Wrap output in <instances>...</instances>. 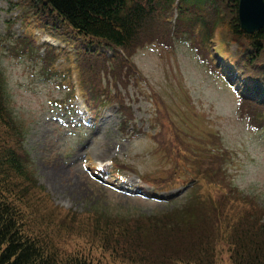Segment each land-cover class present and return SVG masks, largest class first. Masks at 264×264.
Here are the masks:
<instances>
[{"label":"trees","instance_id":"obj_1","mask_svg":"<svg viewBox=\"0 0 264 264\" xmlns=\"http://www.w3.org/2000/svg\"><path fill=\"white\" fill-rule=\"evenodd\" d=\"M25 1L47 32L75 46L77 81L88 107L96 110L94 104L119 102L124 134L136 129L134 125L127 131L134 115L120 89L138 72L131 57L147 43L167 41L184 18L186 25L206 26L209 39L215 29L212 26L221 23L225 48L232 42L238 44L233 59L236 71L229 83L241 96V108L248 106L259 114V120L264 119V26L251 34L242 30L238 0H180V17L175 25L167 17L175 0L16 2ZM195 4L202 13L191 15L188 9ZM102 47L111 49L112 57H107ZM51 54L48 50L46 57H54ZM220 70L228 75V69L221 66ZM261 122L264 126V120ZM159 124L164 127L161 121ZM171 126L168 123L166 130ZM26 132L10 106L0 69V264H264V221L254 208V200L239 194L235 187L226 192L217 188L223 196L214 197L208 214L193 209V191L186 202L176 204L174 200L171 208L150 212L102 202L84 210H62L39 182L25 144ZM170 137H166L168 150L164 154L172 166L165 184H171L173 174H180L183 165L193 169L203 185L208 184L210 176H218L210 172L212 167L200 168L207 159L205 146L186 144L181 134L180 143ZM195 140L205 144L203 139ZM224 154L226 151L215 157L225 159ZM209 182L221 183L214 179ZM201 193L208 195L205 185ZM230 196L237 197L235 205L229 203ZM206 219H211L209 224ZM71 236L76 239L68 245L66 240ZM219 254L225 256L223 263Z\"/></svg>","mask_w":264,"mask_h":264},{"label":"rangeland","instance_id":"obj_2","mask_svg":"<svg viewBox=\"0 0 264 264\" xmlns=\"http://www.w3.org/2000/svg\"><path fill=\"white\" fill-rule=\"evenodd\" d=\"M29 7L27 1L22 4L16 0H0V69L10 106L25 125V144L34 160L39 182L47 188L57 207L75 211L102 202L150 212L171 208L170 202L174 200L176 204L186 202L188 193L193 191L191 197L201 201L195 200L193 209L208 214L209 203H213L214 197L223 196L217 188L226 192L233 186L239 194L254 200L257 205L254 208L264 221V129L256 126L264 119L259 120V114L248 106L239 109L234 91L219 74L211 72L197 59L195 51V44L200 45L202 58L208 63L218 61L215 56L218 52L224 55V51L230 61L237 57L234 50L238 44L232 42L230 49L225 48L221 23L212 26L215 29L208 40L210 45L199 44L198 25L195 24V30L194 24L186 25L180 21L166 45L163 43L165 46L154 44L136 51L131 61L138 72L120 88L133 110L136 129L124 134L116 103L94 104L98 118L90 123H85V113L78 110V97L69 104L59 103L67 93L60 80L62 72H69L77 89L73 54H57L46 58L54 60L47 63L44 59L48 54L46 47L40 45L38 51L33 49L36 54L25 50L29 43L20 37L26 33L31 36L33 29L40 31L38 26L31 27L30 19H21ZM199 10L195 4L188 13L194 15ZM169 13L174 21L175 9ZM31 20L34 24V18ZM180 31H186V34H179ZM201 33L209 35L206 26ZM184 38L192 43L185 42ZM40 42L37 39L35 45ZM68 50L73 53L71 47ZM159 102L161 106L157 105ZM159 121L164 123L163 128ZM168 123L172 126L166 130ZM182 133L187 138L186 144L197 148L205 146L203 153L207 159L200 168L208 170L212 167L210 172L218 174L210 176L208 184H204L209 190L208 195L201 193L204 181H196L187 188L186 182L191 180L188 178L198 174L186 165L181 166L180 174H173L172 182H169L171 190L160 189L169 185L163 181L168 178L165 175L172 166L164 154L168 150L166 137L172 136L171 139L180 143L179 134ZM195 139H203L205 144ZM223 151H226L225 159L215 157ZM108 159L125 177L124 183L130 185L129 190L106 175L102 179L93 178L89 167ZM211 179L221 183L209 182ZM140 188L142 193L138 192ZM157 188L160 190H155ZM166 195L174 199L168 200ZM230 198L229 203L235 205L237 197ZM210 220L206 219V224ZM75 239L71 236L66 242L71 245ZM219 257L223 263L225 256L219 254Z\"/></svg>","mask_w":264,"mask_h":264},{"label":"water","instance_id":"obj_3","mask_svg":"<svg viewBox=\"0 0 264 264\" xmlns=\"http://www.w3.org/2000/svg\"><path fill=\"white\" fill-rule=\"evenodd\" d=\"M241 29L253 33L264 26V0H238Z\"/></svg>","mask_w":264,"mask_h":264},{"label":"bare ground","instance_id":"obj_4","mask_svg":"<svg viewBox=\"0 0 264 264\" xmlns=\"http://www.w3.org/2000/svg\"><path fill=\"white\" fill-rule=\"evenodd\" d=\"M238 18H239V16H238Z\"/></svg>","mask_w":264,"mask_h":264}]
</instances>
